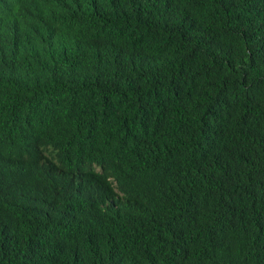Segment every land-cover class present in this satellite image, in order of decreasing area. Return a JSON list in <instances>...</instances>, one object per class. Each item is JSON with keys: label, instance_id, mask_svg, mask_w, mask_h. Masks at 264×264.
Masks as SVG:
<instances>
[{"label": "trees", "instance_id": "trees-1", "mask_svg": "<svg viewBox=\"0 0 264 264\" xmlns=\"http://www.w3.org/2000/svg\"><path fill=\"white\" fill-rule=\"evenodd\" d=\"M257 2L253 55L231 37L219 68L198 60L180 93L162 87L152 120L134 97L130 140L101 88L163 78L182 43L209 38L165 25L155 0L142 33L116 0H0V127L37 121L10 130L0 163V264H264V156L248 159L264 150V72L247 69L264 63Z\"/></svg>", "mask_w": 264, "mask_h": 264}, {"label": "clouds", "instance_id": "clouds-1", "mask_svg": "<svg viewBox=\"0 0 264 264\" xmlns=\"http://www.w3.org/2000/svg\"><path fill=\"white\" fill-rule=\"evenodd\" d=\"M70 0H68L69 2ZM105 1V0H101ZM119 3V8L123 13V17L129 21L134 29L140 31V25L147 22L146 20V1L149 0H116ZM159 1L162 12L164 13V24L179 27L182 24L189 27V24H194L196 34L200 37L209 38V44L202 45L196 40H188L182 43V54L184 60L173 59L177 64L171 72L166 74L163 78L155 77L151 79V74L145 69L141 74L128 72V79L123 82L110 80L106 88L111 89L114 93V102L107 108L109 116H116L123 114L125 122L118 121L125 128L123 132L127 136L132 134L137 137L132 127L129 125L130 119L129 108L131 101L136 97L139 110L143 113V117L152 120L158 113V108L154 105V98H156L162 87H170L172 91L175 89L178 93L181 92L182 85L189 81L194 76V69L198 60L205 63L206 66L219 68L227 41L232 37V51L244 49L249 56L253 55V45L246 46V38L250 24L254 21L255 15L253 14L257 6V0H155ZM232 4L230 6H227ZM227 6L223 15H220L217 6ZM198 10L201 13H198ZM203 12V14H202ZM159 37L161 38L160 28H157ZM174 35L183 42V33L174 29ZM140 33H142L140 31ZM170 34V33H169ZM199 58V59H198ZM253 67L256 71L264 72V63L254 60L253 63L247 65V69ZM135 76V77H134ZM89 84V82H88ZM91 91L93 86L89 84ZM93 93V92H92ZM94 95V94H93ZM221 99V98H220ZM144 100L149 101V105L145 106ZM189 114V109L187 110ZM36 124L37 121L32 113L26 110L19 112L13 120L3 127H0V163L6 162L9 154L8 140L13 137L9 134L10 130L15 129L20 124ZM28 134L25 136H29ZM129 141V140H128ZM262 150V149H261ZM264 151V150H263ZM260 151L254 154H249V161L254 162L256 154L264 156V152ZM44 155L48 160L49 150H43ZM250 162V163H251ZM222 180L228 181L230 186L236 185L234 177L224 176ZM202 193V192H200ZM46 199L45 193L42 197L44 203ZM246 212V211H245ZM249 236H245L247 239ZM242 264H253V261L245 258L238 257Z\"/></svg>", "mask_w": 264, "mask_h": 264}]
</instances>
